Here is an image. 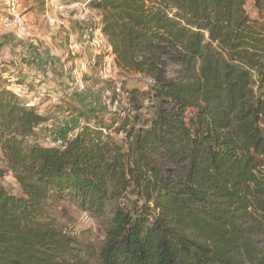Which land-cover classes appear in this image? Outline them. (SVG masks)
Returning a JSON list of instances; mask_svg holds the SVG:
<instances>
[{"label":"trees","instance_id":"16d2710c","mask_svg":"<svg viewBox=\"0 0 264 264\" xmlns=\"http://www.w3.org/2000/svg\"><path fill=\"white\" fill-rule=\"evenodd\" d=\"M247 1H88L119 69L153 79L143 124L72 105L79 132L45 144L48 117L0 74V179L21 187L0 185V264H264V0ZM65 201L106 221L98 247L55 215Z\"/></svg>","mask_w":264,"mask_h":264},{"label":"rangeland","instance_id":"374dc122","mask_svg":"<svg viewBox=\"0 0 264 264\" xmlns=\"http://www.w3.org/2000/svg\"><path fill=\"white\" fill-rule=\"evenodd\" d=\"M12 1L22 15L25 27L12 21L11 1L0 0V74L7 78V88L16 94V84H23L27 92L18 94L20 98L26 105L35 103L34 106L48 117V126L39 131L41 137L47 134L65 137L83 122L69 113L72 105L95 107L108 125L126 115L131 120L137 115L142 124L149 118L148 109L154 107L149 94L153 79L119 69L108 38L101 35V15L88 6L89 0H47L45 5L38 0ZM253 1L248 0L246 7L252 16H256ZM93 37L101 41L100 50L92 45ZM93 56H96L95 64H92ZM10 60L16 64L7 62ZM24 68L32 73L26 74ZM163 70L169 80L180 81L190 76L189 71L172 61ZM102 72L108 77L103 79ZM22 75L39 78L40 86L36 84V88L32 85L34 79H25ZM117 86L121 87L120 94L116 92ZM134 105L146 108L138 114ZM109 133L114 141L123 142L124 132L115 133L110 129ZM155 160L168 173L172 170L167 159L156 157ZM0 167H7L2 152ZM0 185L10 193H21V187L10 171L0 179ZM54 213L81 245L98 247L104 240L106 221L94 218L73 203L62 202Z\"/></svg>","mask_w":264,"mask_h":264},{"label":"built area","instance_id":"2783aa9c","mask_svg":"<svg viewBox=\"0 0 264 264\" xmlns=\"http://www.w3.org/2000/svg\"><path fill=\"white\" fill-rule=\"evenodd\" d=\"M10 9H11V16H12V21L17 23L19 26L21 27H25L24 25V20H23V17L22 15H20L16 9V6L15 4L13 3L12 0H10ZM102 37H104V34H101ZM92 45L97 48V49H101V41L99 40L98 37H93L92 40ZM96 63V56H93L92 57V64H95ZM108 75L105 73V72H102V78L105 79L107 78ZM15 91L18 93V94H25L27 92V89L26 87L23 85V84H16V87H14ZM116 92L117 94H120L121 93V87L120 86H117L116 87ZM28 106H34L35 103L33 102H28L27 103ZM83 124V122H80L79 125H77L76 128H74L71 132H69L66 136V138H62V137H58V136H53L51 134H47L45 135L44 137H42L40 139L41 142L45 143V144H48V145H51V146H58V147H65L66 145V139L67 138H70V137H73L75 136L79 130H80V126Z\"/></svg>","mask_w":264,"mask_h":264},{"label":"crops","instance_id":"0c3cea01","mask_svg":"<svg viewBox=\"0 0 264 264\" xmlns=\"http://www.w3.org/2000/svg\"><path fill=\"white\" fill-rule=\"evenodd\" d=\"M100 25H101V23H100ZM42 56H44V55H42ZM7 62H9V63H12V64H16L14 61H12V60H10V61H7ZM71 64H73V63H71ZM27 65V64H26ZM28 65H30V64H28ZM29 67V66H28ZM36 68H38V66L36 67ZM66 69V68H65ZM24 72H27L26 74H29V73H32L31 71H30V69H28V68H24ZM25 74V73H24ZM62 77H64L63 75H62ZM22 78H25V79H29V80H33L34 79V82L32 83V85H34L36 88H38L40 85H38V82H39V78H35V77H32V75H22ZM38 85V87H37V85ZM47 126V125H46ZM50 128H51V125L49 126ZM43 129H41L40 131H42ZM59 136L58 137H62V138H66V136L64 137V136H62V134H58ZM53 136H55V135H53ZM57 136V135H56Z\"/></svg>","mask_w":264,"mask_h":264}]
</instances>
